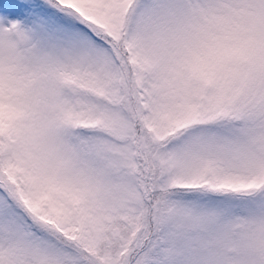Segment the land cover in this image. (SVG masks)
Returning a JSON list of instances; mask_svg holds the SVG:
<instances>
[{
    "label": "snow or ice",
    "instance_id": "1",
    "mask_svg": "<svg viewBox=\"0 0 264 264\" xmlns=\"http://www.w3.org/2000/svg\"><path fill=\"white\" fill-rule=\"evenodd\" d=\"M0 264H264V0H0Z\"/></svg>",
    "mask_w": 264,
    "mask_h": 264
}]
</instances>
